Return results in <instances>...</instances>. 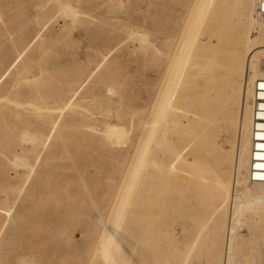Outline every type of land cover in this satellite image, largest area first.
<instances>
[{
    "label": "rangeland",
    "instance_id": "374dc122",
    "mask_svg": "<svg viewBox=\"0 0 264 264\" xmlns=\"http://www.w3.org/2000/svg\"><path fill=\"white\" fill-rule=\"evenodd\" d=\"M171 1L0 0V264L183 263L223 200L203 180L215 166L199 137L185 149L167 138L168 56L188 14ZM184 1L195 15L207 3ZM197 49L180 90L193 108ZM214 130L231 152L233 127ZM218 216L188 264L264 262L261 224L220 229Z\"/></svg>",
    "mask_w": 264,
    "mask_h": 264
},
{
    "label": "bare ground",
    "instance_id": "6f19581e",
    "mask_svg": "<svg viewBox=\"0 0 264 264\" xmlns=\"http://www.w3.org/2000/svg\"><path fill=\"white\" fill-rule=\"evenodd\" d=\"M171 3L181 6L188 14L183 19L175 50L168 56L170 75L164 93L167 138L174 146L178 144L180 149H185L199 137L202 148L215 166L210 175L202 176L203 180L218 187L223 200L188 244L182 263L188 264L195 249L207 246L212 232L206 231L221 213L228 216L219 224L220 229L231 227L236 230L251 223H260L264 229V162L257 163L254 157L264 159V151L255 148L258 139H264V48L259 42L264 40V18L256 15L257 0H207L198 15L184 0H172ZM62 9L67 16L78 13L71 3L64 4ZM235 31L239 34L238 41L245 46L239 52L232 46L236 39L231 34ZM198 46L202 53L197 66L205 81V92L196 93L194 98L198 106L193 108L189 91L180 90L188 80ZM216 65L218 71L211 75ZM77 91L63 104L64 107L60 104V111L75 107L71 105ZM14 104L20 106V103ZM59 107L55 108L59 110ZM223 111L231 117L221 118L219 115ZM221 122H228L234 130L233 149L229 153L223 152L217 143L214 125ZM56 127L57 119L53 124V128ZM254 164L259 169L256 174L260 180H252ZM227 174L229 183L224 182ZM241 184L250 186L241 188ZM242 206L251 211H242ZM183 230L188 231L187 228ZM194 264H198L197 260Z\"/></svg>",
    "mask_w": 264,
    "mask_h": 264
},
{
    "label": "built area",
    "instance_id": "2783aa9c",
    "mask_svg": "<svg viewBox=\"0 0 264 264\" xmlns=\"http://www.w3.org/2000/svg\"><path fill=\"white\" fill-rule=\"evenodd\" d=\"M256 15L264 18V0H257V7H256ZM264 100V99H263ZM259 142L256 143V146L255 148H257V150L259 151H264V139H258ZM262 143V145H260ZM254 157L256 158L257 160V163L258 162H264V159L262 157H259V156H256L254 155ZM254 168V171L251 175L252 177V180H260V177L256 174V171L259 170L257 169L258 167L256 166V164L253 165Z\"/></svg>",
    "mask_w": 264,
    "mask_h": 264
},
{
    "label": "clouds",
    "instance_id": "9594fccd",
    "mask_svg": "<svg viewBox=\"0 0 264 264\" xmlns=\"http://www.w3.org/2000/svg\"><path fill=\"white\" fill-rule=\"evenodd\" d=\"M242 211L244 212H250L251 208L247 207V206H242Z\"/></svg>",
    "mask_w": 264,
    "mask_h": 264
}]
</instances>
